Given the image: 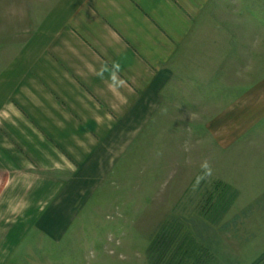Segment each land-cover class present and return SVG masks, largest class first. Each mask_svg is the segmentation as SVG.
Here are the masks:
<instances>
[{
    "label": "rangeland",
    "instance_id": "1",
    "mask_svg": "<svg viewBox=\"0 0 264 264\" xmlns=\"http://www.w3.org/2000/svg\"><path fill=\"white\" fill-rule=\"evenodd\" d=\"M31 2L0 0L2 68ZM89 183L63 235L0 220V264H168L161 233L173 264H264V0L210 3L151 120Z\"/></svg>",
    "mask_w": 264,
    "mask_h": 264
},
{
    "label": "crops",
    "instance_id": "2",
    "mask_svg": "<svg viewBox=\"0 0 264 264\" xmlns=\"http://www.w3.org/2000/svg\"><path fill=\"white\" fill-rule=\"evenodd\" d=\"M34 1V2H33ZM213 0H32L0 67V220L67 232L76 204L148 123Z\"/></svg>",
    "mask_w": 264,
    "mask_h": 264
},
{
    "label": "trees",
    "instance_id": "3",
    "mask_svg": "<svg viewBox=\"0 0 264 264\" xmlns=\"http://www.w3.org/2000/svg\"><path fill=\"white\" fill-rule=\"evenodd\" d=\"M176 238L177 237L174 236L171 238L170 236H167L165 233H161L155 241V246L153 244L150 246V253L153 251H157L159 253L158 256L159 262L160 260L161 262H163L164 258H166L167 260L165 261L168 264H173L172 262L174 260V257L173 256L170 257L169 255L167 256L166 254L168 247L174 244L173 242L176 240Z\"/></svg>",
    "mask_w": 264,
    "mask_h": 264
}]
</instances>
